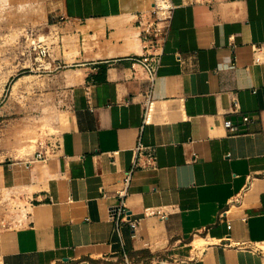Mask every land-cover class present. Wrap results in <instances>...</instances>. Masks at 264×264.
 Returning a JSON list of instances; mask_svg holds the SVG:
<instances>
[{
	"label": "crops",
	"instance_id": "obj_1",
	"mask_svg": "<svg viewBox=\"0 0 264 264\" xmlns=\"http://www.w3.org/2000/svg\"><path fill=\"white\" fill-rule=\"evenodd\" d=\"M171 2L143 124L133 59L151 52L139 23L155 0H3L5 26L62 37L54 76L67 120L32 157L0 161V191L25 211L0 222V264H264L214 245L264 244V0ZM125 173L141 224L118 234L107 215Z\"/></svg>",
	"mask_w": 264,
	"mask_h": 264
},
{
	"label": "rangeland",
	"instance_id": "obj_2",
	"mask_svg": "<svg viewBox=\"0 0 264 264\" xmlns=\"http://www.w3.org/2000/svg\"><path fill=\"white\" fill-rule=\"evenodd\" d=\"M0 0V161L32 157L41 141L57 135L67 116L58 107L56 88L60 85L54 73H42L29 66L21 54L23 28L5 26L4 5ZM28 22L25 21L24 24ZM38 25L36 22H32ZM42 27L36 32L43 33ZM10 74V75H9ZM24 75H35L30 82H16ZM16 191H0V222L18 221L24 208Z\"/></svg>",
	"mask_w": 264,
	"mask_h": 264
},
{
	"label": "built area",
	"instance_id": "obj_3",
	"mask_svg": "<svg viewBox=\"0 0 264 264\" xmlns=\"http://www.w3.org/2000/svg\"><path fill=\"white\" fill-rule=\"evenodd\" d=\"M174 6L171 0H155L154 6L150 13V20L147 23L140 22L139 26L144 31L150 32L153 35L149 49L151 52L147 56L142 58H134V62L137 63L144 71L145 85L143 88L142 96L144 99L143 107V124L150 123L151 113L153 111V92L155 88L157 69L160 65V56L162 54V47L165 43L169 30L170 19ZM148 13L141 14V18ZM64 17L55 18L54 22L64 21ZM21 44V54L26 53V57L31 61L32 69L35 67L42 73H54L58 72L63 66L58 63L59 59L55 57L54 46L56 43L60 44L62 37L60 35H52L50 33L36 32L35 26H25L23 28ZM249 118L244 117L243 122H248ZM225 130L229 134H235L237 132V124L231 120H225L223 122ZM137 154L143 151V146L138 137L137 145L135 148ZM37 159H44L42 153L36 154ZM131 181V173H125L123 178L119 181L121 186L116 191L117 203L108 209V221L112 223L119 234L120 226L126 225L132 231H136L141 224L140 219L133 217V212L126 205V197L128 195V186ZM231 228V226H229ZM214 245H220L226 248L245 249L258 253L264 256V244L259 243H239L231 241L230 236L219 239Z\"/></svg>",
	"mask_w": 264,
	"mask_h": 264
},
{
	"label": "bare ground",
	"instance_id": "obj_4",
	"mask_svg": "<svg viewBox=\"0 0 264 264\" xmlns=\"http://www.w3.org/2000/svg\"><path fill=\"white\" fill-rule=\"evenodd\" d=\"M31 3V2H30ZM25 14V13H24ZM69 38V37H68ZM67 38V39H68ZM69 41V40H68ZM65 43H68L67 41H65ZM1 75V74H0ZM10 75V74H9ZM35 75H24L22 77L19 78V80L16 82L15 87L17 84H19L20 82H32L33 79L35 78ZM20 189V188H19ZM201 240V239H200Z\"/></svg>",
	"mask_w": 264,
	"mask_h": 264
}]
</instances>
